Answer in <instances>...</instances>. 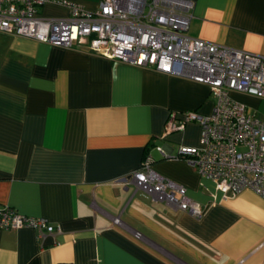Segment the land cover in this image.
<instances>
[{
  "label": "crops",
  "instance_id": "obj_1",
  "mask_svg": "<svg viewBox=\"0 0 264 264\" xmlns=\"http://www.w3.org/2000/svg\"><path fill=\"white\" fill-rule=\"evenodd\" d=\"M192 2L186 35L264 56V0ZM37 14L67 10L46 1ZM212 103L203 83L0 33V204L59 227L0 229V264H261L264 199L248 189L221 198L185 160L156 150L196 145V122L164 132L166 117ZM143 159L184 187L199 218L122 179Z\"/></svg>",
  "mask_w": 264,
  "mask_h": 264
},
{
  "label": "built area",
  "instance_id": "obj_2",
  "mask_svg": "<svg viewBox=\"0 0 264 264\" xmlns=\"http://www.w3.org/2000/svg\"><path fill=\"white\" fill-rule=\"evenodd\" d=\"M46 1L64 6L67 15L39 16L37 8ZM192 6V0H98L94 9H86L67 0H0V33L76 46L207 85L213 97L207 113L169 112L164 123L168 132L196 122L197 144H180L171 155L159 146L156 150L161 158L185 160L199 177L212 181L221 198L248 189L264 199V112L258 117L230 95L240 92L264 100V56L186 35ZM122 179L147 186L153 196L193 218L202 214L184 187L155 173L148 159ZM20 227L37 235L59 231L43 217L0 204V229Z\"/></svg>",
  "mask_w": 264,
  "mask_h": 264
},
{
  "label": "rangeland",
  "instance_id": "obj_3",
  "mask_svg": "<svg viewBox=\"0 0 264 264\" xmlns=\"http://www.w3.org/2000/svg\"><path fill=\"white\" fill-rule=\"evenodd\" d=\"M238 100L248 106L249 109L255 110L258 117H261L264 112V100L255 98L253 96H242Z\"/></svg>",
  "mask_w": 264,
  "mask_h": 264
}]
</instances>
